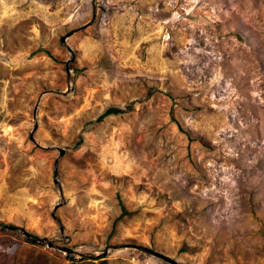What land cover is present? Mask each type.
<instances>
[{
    "label": "rangeland",
    "instance_id": "374dc122",
    "mask_svg": "<svg viewBox=\"0 0 264 264\" xmlns=\"http://www.w3.org/2000/svg\"><path fill=\"white\" fill-rule=\"evenodd\" d=\"M11 227L264 264V0H0V259L78 260Z\"/></svg>",
    "mask_w": 264,
    "mask_h": 264
},
{
    "label": "water",
    "instance_id": "95a60500",
    "mask_svg": "<svg viewBox=\"0 0 264 264\" xmlns=\"http://www.w3.org/2000/svg\"><path fill=\"white\" fill-rule=\"evenodd\" d=\"M59 150V155H61L64 151V149L62 148H58ZM57 162H58V158H55L54 160V164H53V173H54V182L57 183V170H56V167H57ZM53 217L56 219L57 223H58V226H59V232L60 234H63V227L62 225L60 224V221L55 217V215L53 214ZM13 229V231H15L16 233H21L23 236H25V238L29 241H31L32 243H36L38 245L40 244H45L47 247H50V248H54V249H57L63 253H65L66 255H73L74 258L76 259H92L96 256H99L100 254H102L103 256L106 255L107 251H103L101 253H85V252H80V251H77L76 249H73V248H70V247H66V246H63V245H56L52 242V240H48V239H44V238H36V237H33L30 233H28L27 231H25L24 229H21V228H18V227H11ZM57 240H61V239H57ZM130 247H133V248H136L142 252H145V253H148V254H151V255H154L156 257H159L161 259H163L164 261L170 263V264H180L178 263L176 260L154 250V249H151L149 247H145V246H141V245H129Z\"/></svg>",
    "mask_w": 264,
    "mask_h": 264
},
{
    "label": "trees",
    "instance_id": "16d2710c",
    "mask_svg": "<svg viewBox=\"0 0 264 264\" xmlns=\"http://www.w3.org/2000/svg\"><path fill=\"white\" fill-rule=\"evenodd\" d=\"M123 111H124V109H121V108L116 107V106L107 107L100 115H98L95 118V121L98 122V121L102 120V118H104L108 114H118V113H121ZM124 213H126V210L121 205L120 216L122 214H124ZM32 236L36 237V235H32ZM49 257L50 256L47 253H44V252L43 253L42 252L32 253L29 250L27 261L23 262L21 260V258L19 257L17 259L16 263L17 264H59V263H56L57 261H55L52 257L50 259H49ZM0 264H11V263L10 262L4 263L3 260L0 259ZM68 264H106V261H105V259H101L98 262L93 261V259L92 260H89V259H78V260L70 261Z\"/></svg>",
    "mask_w": 264,
    "mask_h": 264
}]
</instances>
